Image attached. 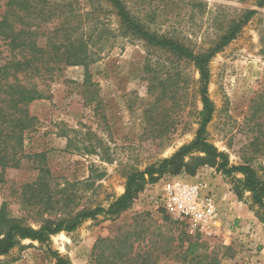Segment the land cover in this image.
<instances>
[{"label":"rangeland","instance_id":"obj_1","mask_svg":"<svg viewBox=\"0 0 264 264\" xmlns=\"http://www.w3.org/2000/svg\"><path fill=\"white\" fill-rule=\"evenodd\" d=\"M51 1L70 5L66 9L74 11L81 32L98 24L106 35L101 58L90 66L96 84L90 89L97 91V100L88 101L89 94L81 86L83 66H67L52 80H38L45 97L30 104L38 123L26 136L28 156L18 168L0 167V208L6 205L12 217L34 227L39 224L37 208L24 202L23 188L37 179L41 165L50 170L54 186L92 181L90 188L76 187L82 195L81 205L108 207L124 192L128 173L172 156L194 139L202 110L194 65L175 61L170 54L126 33L109 3ZM126 1L151 31L180 39L196 52L209 49L246 10L258 9L238 37L210 62L214 114L207 138L228 154L230 164L249 163L264 179V116L253 117L252 113L254 101L260 96L264 99V6L256 7L257 0ZM5 3L0 0V16ZM39 39L40 44L45 43V37ZM7 55L0 39V57ZM149 56L152 68L158 69L160 62L161 72L169 71L159 74L163 84L149 80L154 75L144 69ZM176 71L179 76L174 75ZM150 85H154L152 90ZM36 153L44 157L35 158ZM178 176L202 181L203 192L213 193L219 200L220 216L209 232L192 233L184 223L152 205L151 196L162 177L147 184L132 207L119 216L88 219L73 232L53 235L49 244L22 240L0 256V264H57L50 250L72 264L121 263L112 254L123 247H133L135 254L148 253L151 264H184L182 232L199 239L208 252H218L223 264H264V244L258 240L264 233L259 208L250 192L240 199L233 189V178L242 174L228 177L205 165L193 177Z\"/></svg>","mask_w":264,"mask_h":264},{"label":"trees","instance_id":"obj_2","mask_svg":"<svg viewBox=\"0 0 264 264\" xmlns=\"http://www.w3.org/2000/svg\"><path fill=\"white\" fill-rule=\"evenodd\" d=\"M109 3L118 16L123 30L143 40L150 48L170 54L175 61L192 63L199 73L198 92L202 103L199 128L194 139L180 147L172 156L148 166L144 170H133L127 175L124 192L115 198L108 207L81 205L82 195L76 187L90 188V180L68 183L63 187L54 186L50 170L41 165L39 175L32 183L23 188V199L27 206L36 207L39 216L37 227L26 224L24 219L12 217L6 205L0 208V256L6 255L22 240L30 239L49 244L51 237L62 231L73 232L88 219L100 215L111 218L130 209L144 191L147 184H153L162 177H175L181 174L195 176L202 166L215 167L225 176L242 174L233 178L234 191L241 199L250 192L253 204L259 208V216L264 223V179L258 176L249 163L230 164L227 153L220 151L207 138V126L214 114V104L209 95L211 79L210 62L230 42L238 37L243 27L258 12L257 8L248 9L240 19L234 20L217 41L207 50L196 52L190 45L172 36L151 31L132 11L126 0H104ZM264 0H257L256 7H263ZM70 5L57 4L51 0H6L0 16V39L6 46L8 55L0 57V167L18 168L28 155L25 140L28 133L36 129L38 118L31 112L30 104L45 97L38 80H52L64 67L83 66L85 78L81 86L88 101L97 100V91L90 87L96 85L92 80L90 66L96 63L103 52L105 30L98 24L90 27L89 32H81V24L75 23L74 11ZM59 24L48 27L57 19ZM45 37L40 44L39 38ZM151 57H147L144 69L152 77V82L163 84L160 62L154 69ZM162 74L159 77V74ZM176 71L174 75L179 76ZM171 76L167 75L169 80ZM154 85H150L152 90ZM165 93V91H164ZM253 117L264 116V99L254 101ZM35 158L44 157L36 153ZM80 206V207H79ZM165 212V210L161 209ZM181 252L184 264H223L218 252H208L199 239L182 232ZM115 250L113 259L121 263L111 264H151L148 253L135 254L133 247ZM57 264H72L58 251L50 250ZM101 258L102 255L98 254ZM98 264H102L101 261Z\"/></svg>","mask_w":264,"mask_h":264},{"label":"built area","instance_id":"obj_3","mask_svg":"<svg viewBox=\"0 0 264 264\" xmlns=\"http://www.w3.org/2000/svg\"><path fill=\"white\" fill-rule=\"evenodd\" d=\"M203 191L202 181L185 176L165 177L151 196V203L184 223L190 232L207 233L220 216V203L215 194Z\"/></svg>","mask_w":264,"mask_h":264},{"label":"crops","instance_id":"obj_4","mask_svg":"<svg viewBox=\"0 0 264 264\" xmlns=\"http://www.w3.org/2000/svg\"><path fill=\"white\" fill-rule=\"evenodd\" d=\"M258 240L261 242V244H264V233L259 235Z\"/></svg>","mask_w":264,"mask_h":264}]
</instances>
